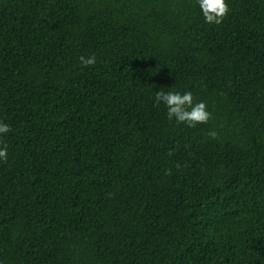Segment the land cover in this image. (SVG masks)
<instances>
[{
	"label": "trees",
	"instance_id": "trees-1",
	"mask_svg": "<svg viewBox=\"0 0 264 264\" xmlns=\"http://www.w3.org/2000/svg\"><path fill=\"white\" fill-rule=\"evenodd\" d=\"M226 3L0 0V264H264V0Z\"/></svg>",
	"mask_w": 264,
	"mask_h": 264
},
{
	"label": "clouds",
	"instance_id": "clouds-1",
	"mask_svg": "<svg viewBox=\"0 0 264 264\" xmlns=\"http://www.w3.org/2000/svg\"><path fill=\"white\" fill-rule=\"evenodd\" d=\"M197 3L202 11L205 22L208 24H221L229 12V6L226 0H197ZM79 62L85 67L93 66L96 63V57L95 55L89 57L80 56ZM162 89L155 92L154 106L163 104L167 109V117L169 120L174 119L178 124H184L189 128H194L198 124L208 123L211 118V113L207 111V106L204 102L193 103L194 98L191 92L180 94L172 91L164 92ZM10 131L11 129L7 124L0 122V136ZM207 134L212 139L218 138V133L214 130L209 131ZM7 157L8 149L7 145L4 144L0 148V161L6 162ZM165 174L171 175V170H167Z\"/></svg>",
	"mask_w": 264,
	"mask_h": 264
}]
</instances>
